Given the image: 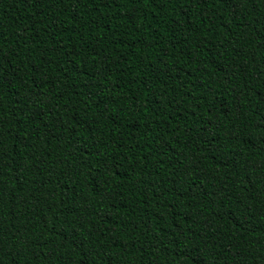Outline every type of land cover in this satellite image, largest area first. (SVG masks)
<instances>
[{"label": "trees", "instance_id": "1", "mask_svg": "<svg viewBox=\"0 0 264 264\" xmlns=\"http://www.w3.org/2000/svg\"><path fill=\"white\" fill-rule=\"evenodd\" d=\"M0 264H264V0H0Z\"/></svg>", "mask_w": 264, "mask_h": 264}]
</instances>
